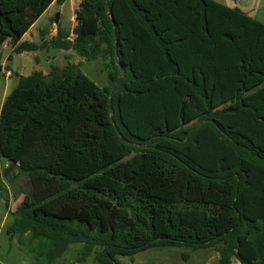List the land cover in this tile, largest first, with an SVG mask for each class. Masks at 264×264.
I'll return each mask as SVG.
<instances>
[{
	"label": "trees",
	"instance_id": "trees-1",
	"mask_svg": "<svg viewBox=\"0 0 264 264\" xmlns=\"http://www.w3.org/2000/svg\"><path fill=\"white\" fill-rule=\"evenodd\" d=\"M78 1L71 32L37 44L21 39L63 0H0V57L10 42L111 64L105 88L81 63L17 75L0 156L29 189L8 237L36 264L76 244V263L187 247L264 264V23L213 0Z\"/></svg>",
	"mask_w": 264,
	"mask_h": 264
},
{
	"label": "rangeland",
	"instance_id": "rangeland-1",
	"mask_svg": "<svg viewBox=\"0 0 264 264\" xmlns=\"http://www.w3.org/2000/svg\"><path fill=\"white\" fill-rule=\"evenodd\" d=\"M226 0H222L225 2ZM232 1V0H231ZM74 0H65L62 7L58 3L52 5L48 13L41 17L31 29V34L35 36L32 41L31 35L27 37V42L39 43V31H46L47 36L56 31L57 27L63 31L71 32L75 23L71 22V17L75 13ZM248 4L255 8V20L264 23V0H248ZM62 12L61 25L54 24L53 18ZM48 16H52L47 20ZM59 21V16H58ZM12 43H7L1 49L0 65V98L9 94L17 84V75L28 76L35 70L48 72L51 66L63 68L68 62L80 65L81 72L99 88L109 86L107 74L111 71V64L107 57L99 58L95 61L84 62L73 52L59 50H40L27 54H10ZM9 72L10 77H5ZM7 162L0 156V178L4 184V191H0V264H36L34 254L20 247L15 240H11L6 234L7 228L12 223L10 215L22 199L21 194L29 189L27 179L19 177L14 182L6 181L3 177V170ZM21 169L27 170L25 164H20ZM5 192V193H4ZM8 205H6V200ZM81 245H70L67 251L56 262V264H95L93 255L89 256L84 263H76V259L81 252ZM121 264H219L218 254L214 249L192 250L187 247H159L150 248L139 252L132 258L117 257ZM236 264V263H235Z\"/></svg>",
	"mask_w": 264,
	"mask_h": 264
},
{
	"label": "crops",
	"instance_id": "crops-1",
	"mask_svg": "<svg viewBox=\"0 0 264 264\" xmlns=\"http://www.w3.org/2000/svg\"><path fill=\"white\" fill-rule=\"evenodd\" d=\"M64 1L65 0H63V3H64ZM75 2H74V7H75V11L77 10V8H78V4H79V1L78 0H74ZM214 2H216V3H218V4H221V5H223V6H225V7H227V8H230V9H233V8H237V9H239L241 12H243L244 14H246L247 16H249V17H251L252 19H255L254 18V16H255V13H256V11H255V8L254 7H252L250 4H248V0H226L225 2H222V0H213ZM55 3H57V2H54L53 4H55ZM63 3L61 4V5H59L60 7H62V5H63ZM52 4V5H53ZM52 5L47 9V11L41 16V17H43L45 14H47L48 13V11H49V9L52 7ZM58 16H59V21H58V26L60 25V26H62L61 25V20H62V17H63V14H62V12L61 11H59V13H58ZM40 17V18H41ZM50 17H52V16H48L47 17V20L50 18ZM39 18V19H40ZM71 22H74L75 23V20H74V15H73V17H71ZM262 23V22H261ZM75 26V25H74ZM59 27H57V29H58ZM63 27H61V29H62ZM31 29H32V27L30 28V30L28 31V33L26 34V35H24L23 37H22V39H21V42H23V41H27L26 39H27V37H28V35L30 34L31 35V38H32V41H35V36L33 35V34H31ZM57 29H56V31H54V32H52V33H50L48 36H46L43 40H49L50 38H52V37H54L55 35H56V32H57ZM60 29V28H59ZM60 29V30H61ZM41 31V30H40ZM39 31V32H40ZM63 31V30H62ZM39 35V34H38ZM9 43V42H8ZM39 43H40V39H39ZM7 44V43H6ZM5 44V45H6ZM5 45H3V46H5ZM2 46V48H4ZM1 48V49H2ZM13 46H12V48H11V52H10V54L12 55L13 54V52H12V50H13ZM48 51V50H47ZM60 51V50H59ZM67 52H72L71 50L70 51H67ZM23 54H27V53H23ZM21 55V54H20ZM1 66V69L3 68L2 67V65H0ZM33 71H38V70H35V68H33ZM32 71V72H33ZM44 74L45 73H47V72H43ZM21 76V75H20ZM16 86V85H15ZM14 86V87H15ZM13 90V89H12ZM11 90V91H12ZM8 94H3L2 95V97L0 98V110H1V106H2V104H3V101L5 100V98H6V96H7Z\"/></svg>",
	"mask_w": 264,
	"mask_h": 264
},
{
	"label": "water",
	"instance_id": "water-1",
	"mask_svg": "<svg viewBox=\"0 0 264 264\" xmlns=\"http://www.w3.org/2000/svg\"><path fill=\"white\" fill-rule=\"evenodd\" d=\"M53 21H54V24H57V22H58V14H56L54 16ZM115 63L118 66L119 70H121L116 53H115ZM110 99H111V95H110Z\"/></svg>",
	"mask_w": 264,
	"mask_h": 264
},
{
	"label": "built area",
	"instance_id": "built-area-1",
	"mask_svg": "<svg viewBox=\"0 0 264 264\" xmlns=\"http://www.w3.org/2000/svg\"><path fill=\"white\" fill-rule=\"evenodd\" d=\"M3 47H5V46H3ZM10 75H11V74H10L9 72H6V73H5V77H10Z\"/></svg>",
	"mask_w": 264,
	"mask_h": 264
}]
</instances>
